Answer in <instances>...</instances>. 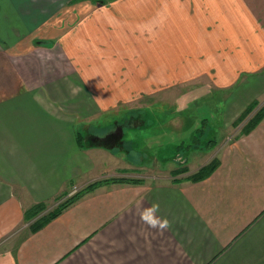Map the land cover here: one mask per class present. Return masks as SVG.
Wrapping results in <instances>:
<instances>
[{
	"label": "crops",
	"instance_id": "crops-1",
	"mask_svg": "<svg viewBox=\"0 0 264 264\" xmlns=\"http://www.w3.org/2000/svg\"><path fill=\"white\" fill-rule=\"evenodd\" d=\"M232 3L0 0V264H264V116L248 132L239 120L264 106V38L244 34L233 6L245 2ZM171 41L181 47L159 48ZM210 67L204 85L225 98L207 102L218 117L164 122L171 153L156 168L184 167L182 178L124 156L125 128L145 124L120 121V110L167 84L207 81ZM210 162L208 176L190 179ZM110 177L125 180L79 193L35 231L24 220L34 204ZM153 201L171 224L163 232L136 214Z\"/></svg>",
	"mask_w": 264,
	"mask_h": 264
},
{
	"label": "rangeland",
	"instance_id": "rangeland-1",
	"mask_svg": "<svg viewBox=\"0 0 264 264\" xmlns=\"http://www.w3.org/2000/svg\"><path fill=\"white\" fill-rule=\"evenodd\" d=\"M238 1L239 0H232L233 2L232 5L236 4ZM240 1L245 2V4L235 5L233 6V9L238 10L239 6H241L242 9H244L243 11L238 12L236 14V16L241 15L244 17V21H245L243 23L244 34L252 37L253 40L263 39L264 38V0H240ZM251 1L253 3H250ZM236 12H232V15H234V13ZM164 47H170L173 52L176 51L177 48L181 46H178L176 45L175 42L171 41L161 44L159 48L162 49ZM193 47L194 46H189V45L182 46V48L184 49V53H182L181 56L184 55L185 60H187L188 63L190 62L195 63L194 61L197 60V56H196L197 53H195L196 51L190 52V49H192ZM235 48H237V45ZM187 50L189 52H187ZM240 51H243V49L240 48ZM206 62L207 61H202L200 62V64H204ZM233 63L237 66V61H234ZM207 70L209 72L208 73L209 75L208 74L205 75L208 78L207 81L206 78H204V80L201 78L198 80L197 78H188L186 79V81L180 83L181 85L177 84L176 86H174V84H167L166 86H163L165 89H161V91H159L156 95L151 96L152 98L151 100L154 99L155 100L153 102L145 104L144 107L132 109L127 114H124L125 112H127V110H123V109L120 110V113L118 115L120 121L123 120V118L126 116L135 115L138 117H142L144 119V124H145L144 126L136 127L135 129L130 127L125 128L122 137L124 140H126V142L124 148H122L121 150L124 156H126L129 159L132 158L138 159V161L140 160L142 161V163H146L145 165H149L150 162H152L153 166H155L153 169L155 172H157L156 174L158 175L165 174L171 176L172 178L171 180H179L182 178L177 176L185 172L186 169L179 173H174L176 172V169L180 168L181 166L175 168L170 167L168 171L164 174L162 173L163 172L162 170L158 169L159 166L160 167L164 166V164L162 163L163 161L161 159L164 158L165 155L169 156L171 153V150H168L167 147L165 148L161 147V143H162L161 139L166 135H169V133L171 132L168 129L169 128L168 122L169 119L173 118L174 116L192 115V117H195V119L202 120L203 118H209L212 121L215 120L216 117H218L217 114H213L212 112L209 111V105L207 104V102H212L214 106L224 102L225 101L224 93L219 89H216V87L212 85H204L207 83H211V78L215 73L214 68L210 67ZM240 85L241 84H239L238 86ZM145 99L148 100L147 97H145ZM156 99H160L163 101L162 102L156 101ZM193 102L201 103L199 104L200 107L198 108V110L195 109V105H193ZM256 104H254V106L252 107L249 113H247L245 116H240L239 120L246 119L247 121L254 113L264 108V106L259 107L252 114L251 111L254 109ZM179 105H185L182 107V111L179 110ZM167 120L168 122L164 123ZM244 126L242 127V129L244 128ZM188 132L190 131H187L186 133ZM130 139L132 140V142L129 141ZM186 139L190 140L191 136H188ZM164 144L166 146L165 142ZM158 158H161L159 160L160 165L157 164L159 162ZM150 166H152V164ZM79 191L80 190L74 187L70 191L69 196H72L73 194ZM67 198L68 197H66L65 199ZM65 199H62L60 202H57L54 205L49 204L46 207L47 209L51 210L56 206H58Z\"/></svg>",
	"mask_w": 264,
	"mask_h": 264
},
{
	"label": "trees",
	"instance_id": "trees-1",
	"mask_svg": "<svg viewBox=\"0 0 264 264\" xmlns=\"http://www.w3.org/2000/svg\"><path fill=\"white\" fill-rule=\"evenodd\" d=\"M254 106V103L249 104L247 108L244 110V112L240 116H245L247 113L250 112L252 107ZM239 116V117H240ZM264 116V108L258 110L256 113H254L249 120L246 122L244 128L242 129L243 132H248L251 128H253L258 121ZM216 166L215 162H210L209 164L201 167L198 171L190 175L191 180H198L202 179L206 176H208L211 171L214 169ZM183 171V169L178 168L176 169V172L174 173H179ZM119 180H125V178H105L101 180H97L92 182L91 184L87 185L84 187V189H81L79 192L73 194L72 196L68 197L64 201H62L58 206L51 210H46V205L43 203H37L34 204L32 207L28 208L24 212V220L29 221V228L32 231H35L42 227L44 224H46L50 219L56 217L58 214H60L70 203L74 202L79 193L87 190H92L93 188L97 187L103 182L107 181H119ZM131 180V179H130Z\"/></svg>",
	"mask_w": 264,
	"mask_h": 264
},
{
	"label": "clouds",
	"instance_id": "clouds-1",
	"mask_svg": "<svg viewBox=\"0 0 264 264\" xmlns=\"http://www.w3.org/2000/svg\"><path fill=\"white\" fill-rule=\"evenodd\" d=\"M160 204L153 201L147 205L141 204L137 208V216L147 227L163 232L171 227L170 221L166 216L160 215Z\"/></svg>",
	"mask_w": 264,
	"mask_h": 264
}]
</instances>
